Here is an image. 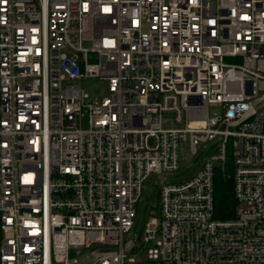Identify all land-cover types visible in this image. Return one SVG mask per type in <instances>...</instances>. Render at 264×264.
<instances>
[{"label":"built area","instance_id":"obj_1","mask_svg":"<svg viewBox=\"0 0 264 264\" xmlns=\"http://www.w3.org/2000/svg\"><path fill=\"white\" fill-rule=\"evenodd\" d=\"M0 264H264V0H0Z\"/></svg>","mask_w":264,"mask_h":264},{"label":"rangeland","instance_id":"obj_2","mask_svg":"<svg viewBox=\"0 0 264 264\" xmlns=\"http://www.w3.org/2000/svg\"><path fill=\"white\" fill-rule=\"evenodd\" d=\"M81 87L85 94L91 98H101L106 94V85L104 82L97 79H84L81 81ZM211 109L213 112L219 113L220 110ZM214 143H208L202 146L195 157H190L183 149L181 152L180 169L176 173H163L161 175L150 174L147 181L141 186V192L135 204V218L133 220V227L130 235L133 240L140 237L144 224L149 218L154 217L159 206L160 201V188L162 185H179L191 179L197 171L200 163L205 161L214 150ZM100 250L102 252L114 251V247H100L92 246L89 250Z\"/></svg>","mask_w":264,"mask_h":264},{"label":"trees","instance_id":"obj_3","mask_svg":"<svg viewBox=\"0 0 264 264\" xmlns=\"http://www.w3.org/2000/svg\"><path fill=\"white\" fill-rule=\"evenodd\" d=\"M230 163L227 172H230ZM214 215L217 220L226 221L233 219L236 215L237 202L233 194L231 181L225 179L223 174L217 170L214 178Z\"/></svg>","mask_w":264,"mask_h":264}]
</instances>
